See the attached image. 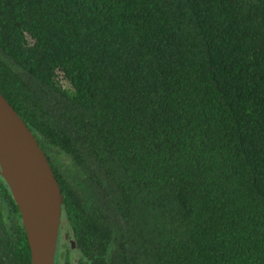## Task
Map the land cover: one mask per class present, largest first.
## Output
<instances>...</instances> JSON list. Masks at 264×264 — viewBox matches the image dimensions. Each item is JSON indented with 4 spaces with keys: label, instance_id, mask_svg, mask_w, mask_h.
I'll list each match as a JSON object with an SVG mask.
<instances>
[{
    "label": "trees",
    "instance_id": "obj_1",
    "mask_svg": "<svg viewBox=\"0 0 264 264\" xmlns=\"http://www.w3.org/2000/svg\"><path fill=\"white\" fill-rule=\"evenodd\" d=\"M0 94L65 262L264 264V0H0ZM5 190L0 264H30Z\"/></svg>",
    "mask_w": 264,
    "mask_h": 264
},
{
    "label": "water",
    "instance_id": "obj_2",
    "mask_svg": "<svg viewBox=\"0 0 264 264\" xmlns=\"http://www.w3.org/2000/svg\"><path fill=\"white\" fill-rule=\"evenodd\" d=\"M0 177L17 208L30 264H53L59 188L30 130L1 94Z\"/></svg>",
    "mask_w": 264,
    "mask_h": 264
},
{
    "label": "flooded vegetation",
    "instance_id": "obj_3",
    "mask_svg": "<svg viewBox=\"0 0 264 264\" xmlns=\"http://www.w3.org/2000/svg\"><path fill=\"white\" fill-rule=\"evenodd\" d=\"M5 185L6 184H5L4 180H2V178L0 177V222L4 221L6 219V216L9 218H15L14 212L10 213L9 209H7L6 211L4 209V198H5V191H6ZM9 196H10V194H9ZM10 198H11V196H10ZM16 214L18 215L17 223H20L18 211ZM0 225H1V223H0ZM1 230L2 229L0 228V231ZM65 235L66 234H60L59 230H57V236H56L55 247H54V255H53V264H70V263H68L69 260H67V262H65V259H64V255H65V251H66V245L64 244L63 237L66 239Z\"/></svg>",
    "mask_w": 264,
    "mask_h": 264
}]
</instances>
